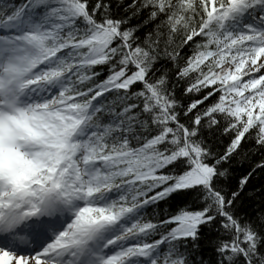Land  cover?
<instances>
[{"label": "snow or ice", "instance_id": "1", "mask_svg": "<svg viewBox=\"0 0 264 264\" xmlns=\"http://www.w3.org/2000/svg\"><path fill=\"white\" fill-rule=\"evenodd\" d=\"M0 264H264V0H0Z\"/></svg>", "mask_w": 264, "mask_h": 264}]
</instances>
